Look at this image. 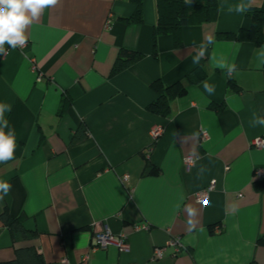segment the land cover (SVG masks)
Segmentation results:
<instances>
[{"label": "crops", "instance_id": "obj_1", "mask_svg": "<svg viewBox=\"0 0 264 264\" xmlns=\"http://www.w3.org/2000/svg\"><path fill=\"white\" fill-rule=\"evenodd\" d=\"M239 2L219 0L218 19L184 27L180 46L161 35L157 58V0H144L143 21L130 24L121 19L133 13L131 0H62L31 25L25 49L5 45L0 103L12 106L5 118L17 148L13 160L0 163V180L12 185L0 216L24 215L25 227L39 235L14 243L0 218V261L34 246L45 264H264L257 244L264 192L254 186L264 181V147L252 144L264 139V127L249 123L254 114L264 117V42L218 37L250 28L248 13L264 11V0H251L243 14L227 11ZM209 34L214 43L193 64V44ZM122 48L144 57L111 75ZM220 60L236 71L228 76ZM202 63L213 95L201 82L189 84L169 118L147 110L155 80L183 81ZM155 127L163 128L158 138ZM142 152L160 175H143ZM212 181L208 199L198 200ZM189 206L197 212L192 229ZM105 229L126 235L129 250L93 249L95 233ZM177 236L184 245L177 257L170 247L154 258L156 247Z\"/></svg>", "mask_w": 264, "mask_h": 264}, {"label": "trees", "instance_id": "obj_2", "mask_svg": "<svg viewBox=\"0 0 264 264\" xmlns=\"http://www.w3.org/2000/svg\"><path fill=\"white\" fill-rule=\"evenodd\" d=\"M135 4L133 13L121 20L127 24L143 21V2L144 0H131ZM157 23L153 33V56L158 57L157 42L158 38L164 34H170L174 38L176 46L181 45V31L184 27L198 25L205 22L216 21L220 14L219 0H191L186 4L184 0H157ZM251 18V26L248 29H241L237 33L218 34L220 38L236 39L242 41H251L255 44L264 42V11L256 9L248 13ZM144 55L138 51L122 48L113 65L111 75L131 67ZM207 72L203 63L183 81L169 83L163 78L155 80L151 84L156 98L147 106V110L153 114L169 118L172 113V104L174 100L183 96L187 92L189 84H198L205 80ZM216 110L223 109V106H215ZM154 145V144H153ZM152 147V146H151ZM145 157L144 176L160 175L161 170L154 165L148 156V153H141ZM255 188L264 192V181L254 182ZM3 224L8 228L13 242L25 241L36 238L39 235L37 230H31L25 227L24 215L17 217L11 216L8 212H3L0 216ZM257 244L264 245V235L258 237ZM0 264H45L43 256L34 246L19 247L15 251V257L12 260L0 261Z\"/></svg>", "mask_w": 264, "mask_h": 264}, {"label": "clouds", "instance_id": "obj_3", "mask_svg": "<svg viewBox=\"0 0 264 264\" xmlns=\"http://www.w3.org/2000/svg\"><path fill=\"white\" fill-rule=\"evenodd\" d=\"M186 4H190L191 0H184ZM62 3V0H0V54L7 55L5 45L11 49L23 48L28 42V32L34 23L38 22L45 9L54 8ZM251 0H240L237 4H229L227 11L229 13L236 12L243 14L249 11ZM224 5L220 8L223 10ZM214 43L212 35H206L205 39L198 45L195 43L196 51L193 55L192 63L199 64L200 61L208 54L209 47ZM217 67L231 76L236 71V64L227 60L217 62ZM204 91L209 95H213L216 90L214 84H210L207 80L202 81ZM12 106L7 103H0V163H7L15 158L17 148L15 129L9 127V121L5 118V111H11ZM252 127H264V117L254 114L249 121ZM5 129H8L5 131ZM205 168L199 169L198 175L203 174ZM12 185L0 180V200H3L11 191ZM189 217L187 226L189 229L195 227L194 217L197 215L195 209L191 206L186 208Z\"/></svg>", "mask_w": 264, "mask_h": 264}, {"label": "built area", "instance_id": "obj_4", "mask_svg": "<svg viewBox=\"0 0 264 264\" xmlns=\"http://www.w3.org/2000/svg\"><path fill=\"white\" fill-rule=\"evenodd\" d=\"M27 45H28V42L21 49H25ZM162 133H163V128L161 127H155L153 130V134L155 138H158L159 136H161ZM202 137L207 138L208 137L207 132H204ZM252 144L255 147L263 148L264 139L256 138L252 141ZM184 162H185L186 167H189L194 162V158L191 156L186 157ZM126 178L127 176H125L124 179ZM214 186H215V181H212L206 190H203L197 193L198 200L203 201V202L206 201L208 199L209 191L212 190ZM142 227L145 228V226H142ZM112 244L116 245L122 251L129 250V243H128L126 235L124 234L114 235L108 229L95 233L94 244L92 245L93 249H106L108 246ZM170 247L173 248L172 256L177 257L182 252V249L184 248L181 237L180 236L172 237L163 247H156L154 249V258H161L164 255L166 249Z\"/></svg>", "mask_w": 264, "mask_h": 264}]
</instances>
